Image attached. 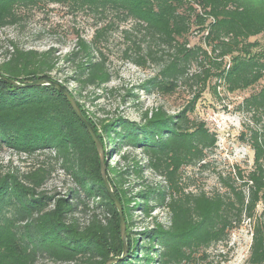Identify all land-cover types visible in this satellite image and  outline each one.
Returning a JSON list of instances; mask_svg holds the SVG:
<instances>
[{"label":"trees","instance_id":"trees-1","mask_svg":"<svg viewBox=\"0 0 264 264\" xmlns=\"http://www.w3.org/2000/svg\"><path fill=\"white\" fill-rule=\"evenodd\" d=\"M47 5L96 19L91 39L77 36L66 61L77 86L70 93L102 144L107 182L123 209L127 255L116 264H218L209 249L226 243L244 221L251 225L245 264H264V44L250 41L264 38V0H0V31ZM193 27L202 45L189 46ZM113 31L120 60L158 69L142 85L144 92L196 87L185 108L169 114L159 106L139 122L117 115L95 119L85 109L79 101L84 90H112L103 86L112 78L105 50ZM9 47L0 76L20 85L56 81L50 50L23 49L12 41ZM212 80L215 95L219 87L233 94L261 84L236 107L244 119L239 139L252 151V168L218 175L222 191L207 194L188 190L181 171L205 168L217 142L203 121L189 116ZM2 148L25 167H0V264H104L122 256L118 212L103 186L95 145L57 88H16L0 78ZM111 153L119 155L114 164ZM146 170L164 185H146ZM58 171L71 183L62 194L45 189ZM131 179L140 180L137 192ZM155 205L166 211L168 225L134 232V212L149 217Z\"/></svg>","mask_w":264,"mask_h":264},{"label":"rangeland","instance_id":"rangeland-1","mask_svg":"<svg viewBox=\"0 0 264 264\" xmlns=\"http://www.w3.org/2000/svg\"><path fill=\"white\" fill-rule=\"evenodd\" d=\"M96 19L83 11H71L59 5H47L28 10L17 26L7 27L0 31V62L6 50H9V42L12 41L23 49H34L40 52L50 50L56 59L57 66L51 73V77L64 85L68 90L74 91L76 84L71 81L73 70L66 61L68 53L74 48L77 36L83 40H90L94 32ZM105 50L108 58L107 66L112 73L110 82L103 87L112 89L106 92L102 89L87 88L81 93L79 101L95 115V119H103L112 116H122L131 121L139 122L145 112H151L156 107H163L169 114H175L185 108L193 97L196 87L189 88L186 84H180L171 94H147L142 85L158 69L153 65L139 68L135 65L120 60V40L116 31L112 32ZM189 46L202 45V36L193 27L189 36ZM257 40L264 44V38L258 36L250 41ZM194 71V67L190 72ZM68 77V79H67ZM65 79L67 82H64ZM209 84L200 99L196 102L191 119L203 121L210 132L217 138L215 147L208 151L205 159V168H182V182L190 191H204L211 194L214 191H222L218 175L227 176L234 167H238L244 173L252 168V151L249 146L239 139L244 121L236 107L241 101L257 89L261 82L244 91L227 94L219 87L215 95ZM123 151V150H122ZM136 153V152H135ZM138 153V151H137ZM119 160V155L111 153L109 163L114 164ZM24 170L25 164L21 158L5 148L0 149V167L9 166ZM146 185L154 187L163 186V181L146 170L143 173ZM130 185H136L134 192L140 188L137 183L140 180H130ZM134 183V184H133ZM71 186L69 179L64 177L61 171L53 174L45 185L48 192L64 193ZM151 205H154L153 202ZM262 210V205L257 207V214ZM134 221L137 223L133 231L141 233L144 228H151L155 223L167 226L168 215L165 210L156 205L149 217L134 212ZM251 243V225L244 221L238 228L232 230L228 241L209 249L210 257L218 264H245ZM37 264H57L45 260Z\"/></svg>","mask_w":264,"mask_h":264},{"label":"water","instance_id":"water-1","mask_svg":"<svg viewBox=\"0 0 264 264\" xmlns=\"http://www.w3.org/2000/svg\"><path fill=\"white\" fill-rule=\"evenodd\" d=\"M0 78L2 80L6 81L9 85L16 87V88H20V87H24V86H45V85H51V86L57 88L64 95V97L67 99L68 103L71 106L72 111L74 112L76 117L80 120V122L86 128L88 134L90 135V137H91V139L95 145L96 151H97L98 156H99L100 174H101L103 186H104L109 198L114 203V205L117 209V212H118L119 226H120V237H121V241H122V245H123V254L121 257L110 258L104 262V264H116L119 260L123 259L127 255L126 224H125V219L123 216V209H122L121 203L113 195V193H112V191L108 185V182H107L106 166H105V159H104L105 154H104L102 144L100 143V141H99L96 133L92 129L91 125L82 116L81 111L77 105L75 98L71 95L70 90H68L64 85H62L58 81H53V80L47 79V80H38L36 82H31L27 85H20V84L14 82L13 80H10L4 76H0Z\"/></svg>","mask_w":264,"mask_h":264}]
</instances>
